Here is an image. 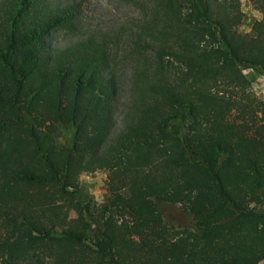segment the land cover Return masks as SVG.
<instances>
[{
    "label": "trees",
    "instance_id": "trees-1",
    "mask_svg": "<svg viewBox=\"0 0 264 264\" xmlns=\"http://www.w3.org/2000/svg\"><path fill=\"white\" fill-rule=\"evenodd\" d=\"M130 1L101 29L75 0H0V264H264V100L243 72L264 74V11L242 33L240 0ZM96 169L94 216L77 190Z\"/></svg>",
    "mask_w": 264,
    "mask_h": 264
},
{
    "label": "rangeland",
    "instance_id": "rangeland-1",
    "mask_svg": "<svg viewBox=\"0 0 264 264\" xmlns=\"http://www.w3.org/2000/svg\"><path fill=\"white\" fill-rule=\"evenodd\" d=\"M79 4V15L82 20H85L90 27L106 29L109 25H115L118 22H124L126 19L136 16L138 9L130 0H75ZM240 8L242 11L241 22L237 26V31L245 33L251 31L253 22L262 17L264 11L263 0H240ZM67 33L57 31L56 39L59 43L65 42ZM129 61L125 60L121 64L123 75L121 78V89L119 92V103L116 109V123L113 133L121 129L123 121L124 105L128 97L126 85L129 77ZM244 74L249 79L252 89L264 100V74L250 68L243 69ZM68 131L59 129L57 133V142L62 144L67 141ZM79 188L77 195L82 201L90 203L93 209L94 216L97 215V208L106 201L107 190L105 182V171L96 169L94 171L81 172L79 175ZM156 208L162 215L163 220L170 225L176 226H194L192 215L183 210L179 204L156 200ZM257 209L264 210V201L257 206ZM91 220V217L87 215ZM67 219L72 222L75 220L73 210L67 211ZM90 242L98 243L96 231L91 235Z\"/></svg>",
    "mask_w": 264,
    "mask_h": 264
}]
</instances>
